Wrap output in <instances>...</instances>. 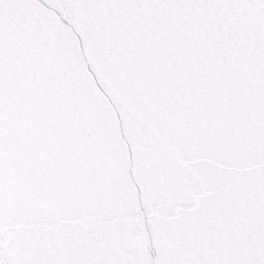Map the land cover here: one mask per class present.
I'll return each mask as SVG.
<instances>
[{"label": "snow or ice", "instance_id": "1", "mask_svg": "<svg viewBox=\"0 0 264 264\" xmlns=\"http://www.w3.org/2000/svg\"><path fill=\"white\" fill-rule=\"evenodd\" d=\"M0 264H264V0H0Z\"/></svg>", "mask_w": 264, "mask_h": 264}]
</instances>
